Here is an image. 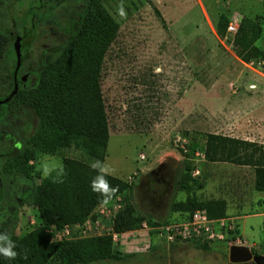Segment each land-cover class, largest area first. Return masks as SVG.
<instances>
[{"label": "rangeland", "instance_id": "obj_1", "mask_svg": "<svg viewBox=\"0 0 264 264\" xmlns=\"http://www.w3.org/2000/svg\"><path fill=\"white\" fill-rule=\"evenodd\" d=\"M7 1L0 0V91L8 81L6 67L12 64L6 51L12 37L4 22ZM48 1L56 8L52 19L39 22L34 28L28 50L33 62L45 48L68 38L72 32L66 31L68 19H76L84 9L83 0ZM99 1L118 23L116 35L104 53L99 76L108 127L102 161L110 164L113 175L127 180L129 186L105 205L104 214L99 212L97 203L82 221L72 223H44L37 207L23 201L17 208L14 238L36 227L47 235V245L110 234L118 257L85 264H235L226 259L229 233L220 240H174L161 253L155 228L166 222L182 221L170 205L187 194L223 198L225 216L251 215L257 211L256 205L264 204L259 201L264 200V190L254 188L253 166L207 160L202 137V132H221L224 128L236 130L241 136L249 135L255 128L241 125L240 120L234 126L235 117L247 112L225 109L215 94L247 84L252 87L250 83L264 88V73L255 64L238 60L231 44L233 31L225 28L219 34L215 22L220 12L235 25L242 15L256 20L261 29L254 44L264 48V0ZM121 6L125 17L120 15ZM14 21L19 24L20 19L16 17ZM258 59L264 56L254 60ZM237 75H249L250 80L238 82ZM27 99L25 92L14 98L16 115L11 124L17 130L11 134L19 143L20 152L11 158L10 166L28 172L32 183L38 185L45 170L59 166L64 158L82 159L89 164L96 160L73 147L53 154L38 150L31 141L38 121ZM222 120H226V126ZM258 120L264 122L263 115ZM184 166L188 167V190L174 184ZM193 167L198 168L197 174L192 173ZM114 204L118 205L113 207ZM128 205L134 214L133 221L129 226L116 224L117 215ZM240 219L237 218L239 223ZM243 219L252 223L251 234L264 244L260 216L253 214ZM64 224L69 228L68 234L58 238L53 233ZM221 244L225 245L224 253L212 252L220 249Z\"/></svg>", "mask_w": 264, "mask_h": 264}, {"label": "trees", "instance_id": "obj_2", "mask_svg": "<svg viewBox=\"0 0 264 264\" xmlns=\"http://www.w3.org/2000/svg\"><path fill=\"white\" fill-rule=\"evenodd\" d=\"M36 14L40 17L43 13ZM227 22V15L220 12L215 22L217 33L224 31ZM117 29V21L99 0H87L68 38L45 52V63L39 75L25 91L38 121L31 135L38 150L53 154L62 148L73 147L102 161L108 127L99 76L104 53ZM260 29L256 20L245 15L240 17L231 39L239 59L249 61L264 56V48L254 44ZM202 137L207 160L252 165L254 188L264 190V143L211 131L202 132ZM89 165L82 159L64 158L59 166L49 171L47 178L42 176L39 184L33 186L29 201L37 207L42 222L82 221L92 207L100 203L99 194L90 188L96 172ZM187 169L184 166L175 177L176 188H190ZM57 178L62 182H55ZM107 179L112 186H118L117 194L129 186L127 180L119 176L111 175ZM191 195L171 202V210L180 214L178 220L187 219L195 208L204 209L210 217L225 215L223 198ZM131 210L128 205L118 214L116 224L129 226L134 219ZM13 240L20 255L16 260L0 256V264H54L55 261L59 264H85L96 259L118 257L112 248L110 234L64 239L47 245V235L42 228L36 227Z\"/></svg>", "mask_w": 264, "mask_h": 264}, {"label": "flooded vegetation", "instance_id": "obj_3", "mask_svg": "<svg viewBox=\"0 0 264 264\" xmlns=\"http://www.w3.org/2000/svg\"><path fill=\"white\" fill-rule=\"evenodd\" d=\"M86 2L87 0H83L84 6ZM5 7L4 22L6 30L12 36L11 45L6 51L10 54L12 64L6 67L8 81L0 91V232H7L13 240L17 208L23 201H29L34 186L28 172L17 171L14 166H10L11 158L20 152L19 143L11 134L16 129L11 124L16 115L13 113L16 105L14 98L18 93L25 92L26 86L35 82L45 63V52L50 46L38 53L34 62L28 50L37 23H46L52 19V12L56 7L48 0H23V3H19V0H8ZM39 11L43 13L40 17L36 14ZM79 15L76 19H68L66 31L70 32L75 28ZM16 17L20 19L19 24L14 21ZM0 19H3L2 15ZM15 40L18 52L14 47Z\"/></svg>", "mask_w": 264, "mask_h": 264}, {"label": "crops", "instance_id": "obj_4", "mask_svg": "<svg viewBox=\"0 0 264 264\" xmlns=\"http://www.w3.org/2000/svg\"><path fill=\"white\" fill-rule=\"evenodd\" d=\"M238 60L241 61L242 63H247L241 59H238ZM236 79L239 80L238 82L242 83V82L250 80V76L249 75H246V76L237 75ZM250 84L253 86L248 87V84H247L244 87H238V89L232 88L228 91L220 90V91H217L215 95L217 96L219 103L221 102L224 103L222 105L224 106L225 109L247 112L243 114L241 113V116L238 119L237 117H235L234 120L236 122H234L233 124L234 126H236L237 122L239 123L238 120H240L241 125H244V124L252 125L255 128L253 129V131L249 133V135H243V136L239 135L236 132V130L229 131V129H226V128H224L220 133L226 134L229 136H235V137L245 138L249 140L254 139L257 141L264 142V122L258 120L259 116L261 115H263V119H264V96H262L264 95V88L259 87L255 83H250ZM221 123L224 124V126H226L227 124L226 120H222ZM259 201H263L262 203H264V200H261V198L259 199ZM256 207H257L256 208L257 211L253 212L251 215L250 214H243V216L242 215L238 216L239 214H236V215L226 214L227 216L223 215V217H229L233 219L235 230L239 237L240 243L247 246L251 254L256 256L255 260L248 261L246 263H235V264H264V257H263L264 244L258 242L257 238H254L255 236L251 234L252 223L249 220L243 219L248 216H252L253 214L259 215L260 216V222H259L260 230L263 232L262 227H261V213L264 211L263 210L264 204L256 205ZM258 208L260 209V211L258 210ZM238 217L239 218L242 217V219H240V223L237 221ZM160 240L158 239L157 242H159L158 246L161 248L160 252L162 253L164 249H167V247L164 243H161L162 240L161 241ZM187 242H192V241L188 240ZM229 245H230V242L228 246ZM228 246H227V249H228ZM219 247L220 249H214V251L212 252L217 251V254L224 253L225 245L221 244L219 245ZM227 249L225 253H227ZM227 261L229 262L228 259Z\"/></svg>", "mask_w": 264, "mask_h": 264}, {"label": "built area", "instance_id": "obj_5", "mask_svg": "<svg viewBox=\"0 0 264 264\" xmlns=\"http://www.w3.org/2000/svg\"><path fill=\"white\" fill-rule=\"evenodd\" d=\"M225 28L226 30H232L234 32L236 25L232 22H228ZM247 64H255L264 73V59H252L247 61ZM191 170L193 174L198 173L197 167H193V169ZM116 205L118 204H114L113 207ZM104 207L106 206L101 203L98 204V210L101 214H104ZM261 227L264 233V211L261 213ZM155 229L156 235L164 242L165 245H168L174 240H220L223 239L227 233L230 234L229 242L231 244L240 243L239 237L235 230L233 219L223 216L210 217L207 215L206 211L201 208H195L194 210H192L190 216L187 219L179 222H166L164 224L156 226ZM68 230L69 228L67 224H64L60 231H56L53 234L58 238H61L62 235L68 234Z\"/></svg>", "mask_w": 264, "mask_h": 264}, {"label": "clouds", "instance_id": "obj_6", "mask_svg": "<svg viewBox=\"0 0 264 264\" xmlns=\"http://www.w3.org/2000/svg\"><path fill=\"white\" fill-rule=\"evenodd\" d=\"M121 17H125L126 13L123 6L120 8ZM89 167L96 172V175L90 181V188L94 193H98L100 196V203L103 205L109 204L119 191L118 186H112L107 179L108 176L114 174V169L110 164L105 161L94 160L90 163ZM45 177L49 175V172L45 170ZM55 182H62L59 178ZM17 244L13 241L7 232H0V256L9 259L16 260L20 255L16 251ZM24 258H27V254H24Z\"/></svg>", "mask_w": 264, "mask_h": 264}, {"label": "water", "instance_id": "obj_7", "mask_svg": "<svg viewBox=\"0 0 264 264\" xmlns=\"http://www.w3.org/2000/svg\"><path fill=\"white\" fill-rule=\"evenodd\" d=\"M14 47L17 51V41L14 42ZM256 256L252 255L247 246L243 244L232 243L227 249V259L232 263H246L255 260Z\"/></svg>", "mask_w": 264, "mask_h": 264}]
</instances>
